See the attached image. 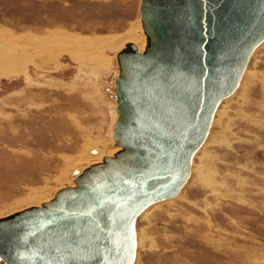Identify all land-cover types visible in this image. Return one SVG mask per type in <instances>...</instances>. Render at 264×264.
Masks as SVG:
<instances>
[{
    "label": "rangeland",
    "instance_id": "1",
    "mask_svg": "<svg viewBox=\"0 0 264 264\" xmlns=\"http://www.w3.org/2000/svg\"><path fill=\"white\" fill-rule=\"evenodd\" d=\"M140 4L0 0V58L23 60L0 76V217L117 151L110 80L120 49L145 45ZM252 55L185 189L138 217L136 264H264V43Z\"/></svg>",
    "mask_w": 264,
    "mask_h": 264
},
{
    "label": "water",
    "instance_id": "2",
    "mask_svg": "<svg viewBox=\"0 0 264 264\" xmlns=\"http://www.w3.org/2000/svg\"><path fill=\"white\" fill-rule=\"evenodd\" d=\"M140 17L145 48L127 42L110 80L121 149L74 169L75 186L0 217L2 264H136L138 217L182 192L264 41V0H141Z\"/></svg>",
    "mask_w": 264,
    "mask_h": 264
},
{
    "label": "bare ground",
    "instance_id": "3",
    "mask_svg": "<svg viewBox=\"0 0 264 264\" xmlns=\"http://www.w3.org/2000/svg\"><path fill=\"white\" fill-rule=\"evenodd\" d=\"M141 23H142V21H141ZM142 28H143V26H142ZM143 33H144V30H143ZM144 36H145V45H146V35H145V33H144ZM262 43H264V42H262ZM261 43V44H262ZM260 44V45H261ZM145 45L143 46V48H141V47H139L138 45V47H139V49L140 50H144V48H145ZM260 45L255 49V51L260 47ZM254 51V52H255ZM254 52H253V54H254ZM3 54H6V56L8 55V56H10L11 54H13V53H5V52H2ZM19 54H17L16 53V59L15 60H17V62H14V60H13V58H14V56H11V57H1L0 58V65H3V68L2 69H0V76H2L6 71H9V72H13L14 70H13V68L15 69V67H12V66H14V64H18L20 61L22 62L23 60H20V58H21V56L19 55ZM1 56V55H0ZM116 56H117V54H116ZM253 56V55H252ZM6 58H11L10 60H7ZM20 62V63H21ZM6 66L8 67V69H6ZM17 68V67H16ZM15 72V71H14ZM246 72H247V68H246V70L244 71V73H243V76H242V79L241 80H243V78H244V76L246 75ZM7 75V74H6ZM242 82V81H241ZM241 82H240V84H239V86H238V89H239V87H240V85H241ZM235 93V92H234ZM233 93V94H234ZM230 97V96H229ZM227 99V98H226ZM225 100V99H224ZM223 100V101H224ZM115 105H116V102H115ZM218 111V108H217V110H216V112ZM215 112V113H216ZM215 115V114H214ZM215 117V116H214ZM213 120H214V118H213ZM212 120V124H213V121ZM212 126V125H211ZM113 140V139H112ZM205 142H206V140L204 141V143L202 144V146L200 147V149L202 148V147H204V144H205ZM113 145H114V148H116L117 149V151L118 150H120L121 148L119 147V146H116L115 145V143H114V141H113ZM199 149V150H200ZM116 151V152H117ZM94 155H97V153H95ZM98 155H99V153H98ZM195 156V155H194ZM103 159V158H102ZM88 167V166H87ZM193 169H194V157H193V160H192V169H191V174H190V177H189V181H190V179H191V177H192V175H193ZM83 171V170H82ZM82 171H81V173H82ZM71 178H72V180H73V186H75V182H74V180H75V178L77 177V175H71L70 176ZM201 177V176H200ZM203 179V178H202ZM188 184V183H187ZM187 186V185H186ZM185 186V187H186ZM185 188H183V190H184ZM182 190V191H183ZM181 194V193H180ZM179 194V195H180ZM170 200V199H169ZM136 226H137V223H136ZM137 250H138V236H137ZM136 256H137V254H136ZM136 259H137V257H136Z\"/></svg>",
    "mask_w": 264,
    "mask_h": 264
}]
</instances>
